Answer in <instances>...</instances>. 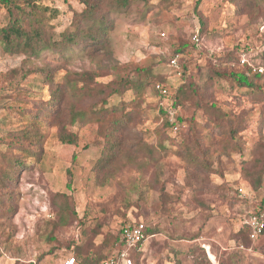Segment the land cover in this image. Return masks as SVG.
I'll use <instances>...</instances> for the list:
<instances>
[{
    "label": "rangeland",
    "instance_id": "374dc122",
    "mask_svg": "<svg viewBox=\"0 0 264 264\" xmlns=\"http://www.w3.org/2000/svg\"><path fill=\"white\" fill-rule=\"evenodd\" d=\"M146 1L111 15L112 57L101 68L75 51H47L31 64L0 49V264H64L71 257L100 264L115 255L120 228L132 222L156 232L134 264H264V234L250 242L239 232L243 218L264 205V0ZM37 6L55 40L83 8L76 0H39ZM7 21L0 5V28ZM227 55L238 64L224 63ZM174 56L178 70L168 64ZM240 62L262 76L256 81L261 92L214 73L220 63L228 73ZM126 65L149 67L170 96L182 84H210L200 102L212 104V113L181 101L165 117L151 90L109 97L106 86ZM37 66L77 87L84 85L77 75L90 73L89 87L103 93H66L53 112L39 114L51 96ZM122 100L135 114L129 142L140 140L155 153L101 186L93 173L103 148L99 119ZM217 114L239 125L235 143ZM14 158L20 164L5 181L2 171Z\"/></svg>",
    "mask_w": 264,
    "mask_h": 264
},
{
    "label": "trees",
    "instance_id": "16d2710c",
    "mask_svg": "<svg viewBox=\"0 0 264 264\" xmlns=\"http://www.w3.org/2000/svg\"><path fill=\"white\" fill-rule=\"evenodd\" d=\"M38 1L0 0V5L3 6L8 17L6 25L0 28V49L2 52L9 56H23L24 63L28 62L32 64L39 59L42 53L47 51L63 53L65 55L75 51L76 53L82 54L88 61L93 62L98 68H101L103 63L112 57L110 43L107 39L108 34L112 32L114 26L111 15L126 14L130 12L131 7L136 2L143 0H76L83 7L82 11L79 13L73 12L70 27L61 35L59 40H55L52 26L38 17ZM144 1L145 3L147 2L146 0ZM200 26L201 30H203L204 24L201 21ZM198 37L196 36L197 40L195 41L196 44L194 43L195 45L199 41ZM183 51L176 50L175 53L180 54ZM227 62H236L238 64L231 55H227L224 63ZM223 64L220 63L218 69L214 71L217 77L228 78L239 88H246L255 92L261 90L257 86L256 81L260 80L262 76L256 72H252L244 62H240V69L232 70L228 73L220 68ZM120 70L123 73L121 75L115 74L116 77L114 80L106 86V88L111 89L108 93L109 97L113 95L122 96L127 92H130L133 97H138L146 91L151 90L159 98L158 102L161 103V106L158 108L159 113L165 117L168 116L170 111H174L181 104V101H192L197 107L202 106L204 110H208L209 114L212 113L210 109H214L212 104L206 106V103L201 104L200 102L204 100L203 96L210 89V84H203L200 87L192 82L182 84L178 87L177 92L170 96L164 81L161 78L158 79L149 67L126 65ZM34 71L41 74L43 83L47 86L48 93L51 96V99L47 101V104L44 105L41 111L38 110L39 114L43 113V115H47V112H53V107L63 100L64 94L66 93L76 97L91 98L103 93L100 88L89 87L88 82L91 80L92 75L90 73L77 75V80L84 83L82 87H77L73 80L67 81L66 85L56 82L52 69L37 66ZM157 84L167 89V95L164 98H160L158 92L155 90ZM166 99L170 104L169 111L164 108ZM164 100L165 105L162 103ZM106 103L107 101L103 100V104ZM126 103L125 100H122L116 106L104 108L99 119L100 122L104 123V128L101 131L103 148L93 166V173L95 180L101 186H104L109 180L113 179L122 169L133 166L141 155L152 158L155 153L153 148L142 144L140 140L136 141L134 139L133 143L129 142L127 131L135 114L127 110ZM217 117L225 120L223 125L220 124L219 127L223 129L229 141L231 140L235 143V136L240 131L237 128L239 125L235 124L232 118L227 117V114H217ZM165 124L169 126L167 121ZM67 142L74 144V141L69 138ZM188 151L191 150L189 149ZM9 161L10 167L2 171L5 181H8L14 176L16 167L20 164L15 158ZM260 182L261 177L257 176L256 180L252 183V187L257 189L260 186ZM257 209V211H264L262 202ZM139 223L142 222L128 223L120 228L118 236L115 238L118 246L117 252L124 248L119 240L121 230L125 226ZM239 232L245 235L247 240L251 242L248 229L242 227ZM155 233L153 229L146 226L144 231L145 238L151 237ZM263 234L264 230L262 232ZM142 244L143 242L130 251L133 264L136 256L141 252ZM84 260V264H99L98 260Z\"/></svg>",
    "mask_w": 264,
    "mask_h": 264
},
{
    "label": "built area",
    "instance_id": "2783aa9c",
    "mask_svg": "<svg viewBox=\"0 0 264 264\" xmlns=\"http://www.w3.org/2000/svg\"><path fill=\"white\" fill-rule=\"evenodd\" d=\"M196 40L195 37V41ZM168 64L170 68L178 70L177 56H174ZM155 90L158 92L160 98H164L167 95V89L159 84L155 86ZM169 114L172 115V112H169ZM257 210L258 209L256 208L243 218V228L249 230V239L251 241H254L261 236L264 230V211ZM145 229L146 225L143 223L125 226L121 230L119 237L124 248L116 252L112 257L105 259L102 264H133L130 251L138 244L146 241L147 238L144 236ZM64 264H76V260L74 257H71L67 259Z\"/></svg>",
    "mask_w": 264,
    "mask_h": 264
}]
</instances>
